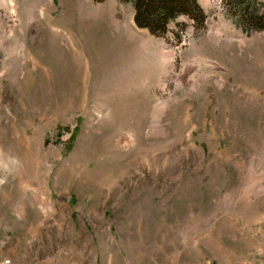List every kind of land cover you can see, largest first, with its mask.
<instances>
[{
	"label": "rangeland",
	"instance_id": "1",
	"mask_svg": "<svg viewBox=\"0 0 264 264\" xmlns=\"http://www.w3.org/2000/svg\"><path fill=\"white\" fill-rule=\"evenodd\" d=\"M197 2L155 37L131 2L0 0V264H264V31Z\"/></svg>",
	"mask_w": 264,
	"mask_h": 264
},
{
	"label": "trees",
	"instance_id": "2",
	"mask_svg": "<svg viewBox=\"0 0 264 264\" xmlns=\"http://www.w3.org/2000/svg\"><path fill=\"white\" fill-rule=\"evenodd\" d=\"M131 2L134 22L140 29L155 37H162L168 26L181 16H186L202 28L205 15L197 0H122ZM230 13L239 15L241 24L251 30L264 31V10L256 8L252 0H223Z\"/></svg>",
	"mask_w": 264,
	"mask_h": 264
},
{
	"label": "bare ground",
	"instance_id": "3",
	"mask_svg": "<svg viewBox=\"0 0 264 264\" xmlns=\"http://www.w3.org/2000/svg\"><path fill=\"white\" fill-rule=\"evenodd\" d=\"M84 1V0H83ZM79 3V2H78ZM91 3V2H90ZM63 5V4H62ZM101 7V6H100ZM101 8H103V7H101ZM104 9V8H103ZM102 10V9H101ZM100 10V11H101ZM89 12H91V11H89ZM105 12V11H104ZM91 14H92V12H91ZM93 16V15H92ZM119 22L117 21V23H115L116 24V26H118L117 24H118ZM89 27V26H88ZM97 27L98 28H100L99 27V25L97 24ZM119 27V26H118ZM90 29H89V31L92 33L91 35H89L87 32H86V30H85V27H81V33H82V35H80L79 37L81 38V40H85V41H88V40H91L92 41V43H93V46H96L97 45V43L98 42H96V40H98V32H97V30H96V28L94 27V26H92V25H90V27H89ZM121 28V27H120ZM133 29H131V28H127L126 29V32L125 33H127V35L129 36V37H135L138 33L137 32H133L132 31ZM94 32V33H93ZM123 33V32H122ZM137 33V34H136ZM54 35V34H53ZM126 35V34H125ZM93 36H96V37H93ZM120 36V35H119ZM66 37V36H65ZM124 37V36H123ZM129 37H127V39L129 38ZM137 37V36H136ZM135 37V38H136ZM51 38V37H50ZM56 38V37H55ZM54 38V39H55ZM117 38V37H116ZM54 39H53V37H52V39H50V40H53L54 41ZM57 39V38H56ZM52 41V42H53ZM67 41V40H66ZM114 41H116V40H114ZM118 41V40H117ZM119 41H120V38H119ZM121 41H122V39H121ZM126 41V40H125ZM131 41V40H130ZM68 42V41H67ZM56 43V42H55ZM123 44V43H122ZM116 45H117V47H118V42L116 43ZM52 46H53V48H54V44L52 43ZM113 46H115L114 44H113ZM70 47V46H69ZM112 47V46H111ZM120 48H121V46H120ZM57 49V48H56ZM56 49H55V51H56ZM57 50H59V49H57ZM124 53V52H123ZM58 59H56V61L54 62V63H56V62H61L62 61V58H61V55H60V53H57L56 55H55ZM58 56H60V57H58ZM129 56V55H128ZM50 60H52L51 58H50ZM51 62H53V61H51Z\"/></svg>",
	"mask_w": 264,
	"mask_h": 264
}]
</instances>
